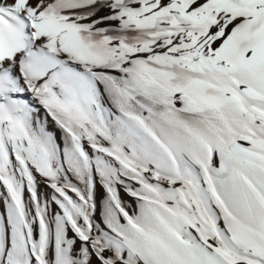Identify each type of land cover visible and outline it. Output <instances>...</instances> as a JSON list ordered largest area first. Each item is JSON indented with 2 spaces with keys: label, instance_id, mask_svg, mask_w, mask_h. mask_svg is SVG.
Listing matches in <instances>:
<instances>
[{
  "label": "snow or ice",
  "instance_id": "1",
  "mask_svg": "<svg viewBox=\"0 0 264 264\" xmlns=\"http://www.w3.org/2000/svg\"><path fill=\"white\" fill-rule=\"evenodd\" d=\"M0 187V264H264V0H0Z\"/></svg>",
  "mask_w": 264,
  "mask_h": 264
},
{
  "label": "bare ground",
  "instance_id": "2",
  "mask_svg": "<svg viewBox=\"0 0 264 264\" xmlns=\"http://www.w3.org/2000/svg\"><path fill=\"white\" fill-rule=\"evenodd\" d=\"M40 115H41V116L44 115V110H43L42 108L40 109ZM49 120H50V118H49ZM49 127H50V129L53 130V131H58V130L55 128L54 123H52L51 121L49 122ZM2 191H3V188L0 187V192H2ZM2 210H3V209H2V206H0V211H2Z\"/></svg>",
  "mask_w": 264,
  "mask_h": 264
}]
</instances>
